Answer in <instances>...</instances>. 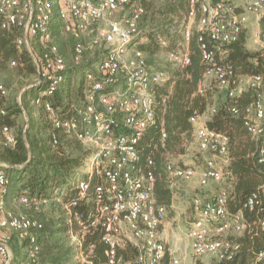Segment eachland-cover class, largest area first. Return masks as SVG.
Here are the masks:
<instances>
[{
    "label": "built area",
    "instance_id": "obj_1",
    "mask_svg": "<svg viewBox=\"0 0 264 264\" xmlns=\"http://www.w3.org/2000/svg\"><path fill=\"white\" fill-rule=\"evenodd\" d=\"M131 1L0 0V32L20 31L16 46L26 47L34 59L37 74L30 87L46 83L52 92L65 81L69 65L56 42L53 30L56 22L62 21L65 29L77 38L73 48L75 64L83 63L88 51L101 49L100 59L86 70L89 86L75 115L61 116L50 101L42 103L53 115L54 129L76 137L93 149L80 169L78 195L63 205L70 213L72 206L82 200L89 205L87 212H74V221L69 220L68 234L75 255L63 264H93V246H84V241L91 227L97 226L103 229L108 264H187L184 258L167 248L163 227L168 208L155 197V174L152 170H140L138 166L137 144L145 129L155 122L156 86L168 81L172 70L153 69L146 51L133 47L141 34L140 22L146 8L135 5L130 14L116 18L119 11L132 4ZM189 2L187 14L197 23L202 57L207 65L199 92L203 93L208 85L226 92L231 100L228 110L243 117L245 127L257 141L259 162L264 163V75L236 77L226 64L217 60L224 45L238 41L242 34L248 39L250 34L257 47L255 52L264 61V0ZM103 24L107 27L102 28ZM192 35L191 26L187 24L183 37L188 45ZM33 39L40 45L39 54L34 51ZM158 42L161 47H168L166 37H160ZM168 57L177 68L188 65L191 62L189 46L183 50L170 49ZM11 63L16 65L17 60ZM7 92L0 83V121L8 115L1 103ZM245 92H250L253 100L240 106L238 97ZM215 112L213 105L202 113L195 112L190 118L195 126L198 148L207 154L204 166L198 171L195 166L168 163L167 172L171 186L175 179L192 181L197 175L202 187L230 182V187L222 186L211 195H195L194 219L186 232L196 258L211 256L215 264H221L232 260L241 250L238 238L250 231L251 222L246 211L261 207L259 226L264 230V183L258 191L241 200L238 210L230 208L229 201L237 198L231 190L235 174L230 167L229 137L208 125ZM23 113L26 130L29 122L25 109ZM58 141L57 137L53 140L54 144ZM15 142V129L0 122V149L13 147ZM7 167L0 162V264H12L14 260L11 246L14 233L31 247L27 261L20 264H50L41 261L39 256L38 240L45 226L43 219L8 208L13 192ZM92 190L98 193L96 198L90 195ZM17 200L41 213L51 200L62 203L64 197L50 199L18 191ZM74 224L78 226L76 229ZM127 247L136 250L133 258L126 259L120 254V248ZM254 263L264 264V247L258 251Z\"/></svg>",
    "mask_w": 264,
    "mask_h": 264
},
{
    "label": "trees",
    "instance_id": "obj_2",
    "mask_svg": "<svg viewBox=\"0 0 264 264\" xmlns=\"http://www.w3.org/2000/svg\"><path fill=\"white\" fill-rule=\"evenodd\" d=\"M139 1V4L146 8L145 15H147L148 1ZM189 8V0H173L162 10L180 18ZM19 34L18 30L0 32V65L3 68L10 59L16 58L19 65L26 67L30 73H34L36 66L30 52L24 48L20 50L16 46L15 40ZM198 36L197 31L193 32L189 43L191 62L184 67L175 68L168 81L156 86L155 122L145 129L137 144L140 154L138 166L140 170L154 172L155 197L159 203L167 206L168 212L173 209L175 189L169 181L167 164L172 156L187 153L190 145L194 143L195 126L190 120L191 116L195 112H204L214 104L213 93L216 91L214 85H208L203 93L199 92L207 65L203 61ZM72 39L75 42L77 40L74 36ZM155 41L154 35H151L150 40L142 43L139 49L155 53L160 46ZM246 41V35L242 34L238 41L224 45L223 53L217 56V60L226 64L236 77L250 74L264 75L263 58L258 52L249 51ZM95 52L96 50L93 51ZM88 54L81 64L68 63L65 81L52 92H49V85L43 83L32 86V94L27 100L25 98L28 95H24L21 105L19 103L6 105L2 102L3 98L1 99V103L8 110V115L0 122L10 125L16 132L15 145L0 149V162L8 165L6 170L11 178L12 191L19 190L28 195L50 199L64 197L62 203L51 200L50 203L53 206L47 217L43 216L45 226L38 240L41 246L39 252L41 261L53 264H63L73 255L71 247H64L62 243L53 245L50 240L54 236H59L58 240L67 237L70 230L69 220L74 221V212L83 213L89 209L85 200L80 201L77 206H72V213L68 212L63 205L78 195L77 182L81 177L80 169L87 163L93 149L85 146L76 137L54 129L51 121L53 115L43 108L42 103L50 101L56 113L61 116L75 115L77 107L84 102L85 90L89 86L86 70L90 69L97 60L89 57ZM74 72H83L81 76L85 74L84 82L81 79L79 85H73L69 78ZM30 99L35 102L39 110L34 116L28 114L29 125L24 130V124L20 123L19 116ZM252 100L253 96L250 92H245L238 97L240 106ZM230 103L231 100L227 95L226 100L219 102L218 105L215 104L216 112L208 121V125L229 137L230 167L235 174L231 190L237 196L236 199L229 201V206L236 211L242 205L241 200L248 194L258 191L264 183V163L259 162L257 141L245 127L243 117L235 116L228 110ZM31 111L29 109V113ZM164 133L165 136H163ZM55 137L59 140L57 144L53 142ZM149 160H152V163H149ZM90 195L96 198L98 193L92 190ZM262 213L261 207L254 211H246V216L251 222L250 231L238 238L242 243L241 250L232 260L221 262V264H255L254 259L258 251L264 247V230L259 226ZM77 227L76 224L73 225L74 229ZM102 236L101 227H91L84 241V246H93V264H108L107 245L102 240ZM11 246L14 251L12 264L27 261L31 247L26 241H22L20 245L23 258L18 257L14 243ZM119 251L126 259L133 258L136 254V250L131 247L120 248Z\"/></svg>",
    "mask_w": 264,
    "mask_h": 264
},
{
    "label": "rangeland",
    "instance_id": "obj_3",
    "mask_svg": "<svg viewBox=\"0 0 264 264\" xmlns=\"http://www.w3.org/2000/svg\"><path fill=\"white\" fill-rule=\"evenodd\" d=\"M148 1V13L147 15L143 16L141 22H140V29L141 34L136 39L133 47L140 48V45L142 43H146L150 40L151 35H154L155 37V43L159 41L160 37H166L169 41L168 47H161L159 46V42L157 45L159 46V49L155 53H149L146 52L147 58L149 63L151 64L152 68H163L167 69L168 71H173L178 66L171 61L168 57V51L170 49H185L189 45L184 40L183 37V29L186 27L187 24L191 26L192 32L197 31V23L195 20H191L188 17V11L183 13V16L178 18L175 15L168 14L165 10L163 11V8H166L168 5L172 3L173 0H147ZM139 0H133L132 4L128 5L123 10L119 11L116 14V18L120 19L124 17L125 15H128L131 13L132 9L135 5H139ZM57 25V26H56ZM62 21H58L54 24V34L56 36V42L60 46L62 52L66 55V59L68 63L73 62V48L74 43L73 41V35L72 33L68 32L65 27L63 26ZM102 28H106L107 26L103 24L101 26ZM76 38V37H75ZM88 40V39H87ZM32 46L34 47V51L36 53H41V48L37 40H32ZM154 43V44H155ZM246 47L249 51L255 52L256 46L253 42V40L250 37L247 39ZM18 48V47H17ZM24 49H27L26 47H23ZM23 48H18L22 50ZM28 50V49H27ZM29 51V50H28ZM30 52V51H29ZM89 57L100 59L101 55V49H97L95 53L93 51H88ZM31 54V53H30ZM32 56V55H31ZM33 58V57H32ZM17 60L16 58L10 59L5 67L2 68L0 65V83L3 84L7 88V96L3 98L2 102L6 105H10L13 103H19L20 105L23 102L24 95H28L26 100L29 98V96L32 94L33 88L30 86L34 83L36 79L37 71L34 73H30L26 67L19 65L18 61L16 65H12V61ZM34 62V59H33ZM95 62V61H94ZM35 65V63H34ZM83 72H74L72 76H70L69 80L72 81L73 85H79L81 79H83L85 74L81 76ZM83 77V78H82ZM245 85V84H244ZM213 105H218L219 102H222L227 99V94L225 91H220L215 88ZM21 94L20 98L19 95ZM26 108V113L31 115L33 113H37L39 110V107L36 106L35 102L30 99L29 103ZM29 109H31V113H29ZM28 117L30 118V116ZM20 123L25 124L26 122V115L21 114L19 116ZM206 153H203L199 150L198 144L195 138V141L193 144L190 145L188 152L185 154H180L177 156H172L169 160V163H174L176 165H182V166H195L198 168V171L201 167L204 166L205 160H206ZM174 184L176 183V188L173 187L174 194H177V192H181L182 190L188 191L191 199H187V203L185 204L186 208H179V204H176V208L172 209L170 212H168L167 219L164 225V229L166 230L164 234V239L167 245V248L171 249L176 255L181 256L184 258L187 264H215L216 260L211 256H205L201 258H196L193 255V251L191 248V244L189 239L186 236L187 228L190 224V222L194 219V212H193V199L196 194H208L211 195L212 193L216 192L220 187L224 186L225 188L230 187V182L225 181L222 185L210 183L206 187L198 186L197 184V178L192 181H184L181 179H175ZM197 185V187H196ZM19 191V190H18ZM14 191L12 195L10 196V204L8 205V208L12 209L16 213H24L28 215H33L36 217H39L43 219V216L47 217V215L50 213L53 204L49 203L47 206H45L44 211L41 213L35 212L33 209L26 207L25 205L21 204L17 200V192ZM179 195V194H178ZM177 199V198H176ZM58 203V202H57ZM59 236H54L51 238V243L53 245H61L71 247L73 251V255L71 256V261L74 258L75 252L72 246V242L70 239V236L68 234L67 237H64L63 240H58ZM21 240L17 233L13 234V241L12 245L14 243L16 253L19 258H23V250L20 247ZM18 247V248H17ZM50 264H53L52 262H48ZM74 264V263H73Z\"/></svg>",
    "mask_w": 264,
    "mask_h": 264
},
{
    "label": "crops",
    "instance_id": "obj_4",
    "mask_svg": "<svg viewBox=\"0 0 264 264\" xmlns=\"http://www.w3.org/2000/svg\"><path fill=\"white\" fill-rule=\"evenodd\" d=\"M24 109V108H23ZM27 114V113H26ZM36 113H33V116L35 115ZM27 118H28V122H29V117H28V114H27ZM196 178H197V184H198V186H199V178H198V175L196 176ZM195 178V179H196ZM194 180V179H193ZM176 186V183L175 184H173L172 185V187H175ZM196 187H197V185H196ZM176 188V187H175ZM13 192V191H12ZM179 194V195H178ZM191 195H192V193H191ZM190 194H189V192L188 191H181V192H177V194H174V196H173V209H174V207L176 208L177 206H176V204L178 205L179 204V208H186V206H185V204L187 203V199H189V197L191 196ZM177 198V199H176ZM10 198H9V200H8V205L10 204ZM165 225V224H164ZM166 230L163 228V232H164V234L166 233L165 232Z\"/></svg>",
    "mask_w": 264,
    "mask_h": 264
}]
</instances>
